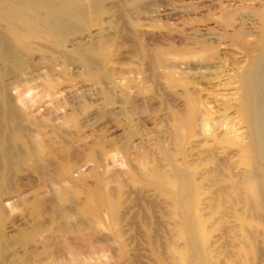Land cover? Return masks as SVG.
<instances>
[{"label": "bare ground", "instance_id": "6f19581e", "mask_svg": "<svg viewBox=\"0 0 264 264\" xmlns=\"http://www.w3.org/2000/svg\"><path fill=\"white\" fill-rule=\"evenodd\" d=\"M100 1L2 0L0 14L4 16L7 10H16L19 14L35 18L61 44L70 37L74 40L96 39L92 48L82 53L93 67L98 65L99 59L105 64L111 61L119 46L117 42L120 40L116 42L117 38H130L131 40L127 39L123 45L127 43L133 48L131 56L146 65L144 69L150 73L151 87L143 89L139 85L143 90L136 89H139L136 96L142 92L147 99L155 98L157 94L158 78L155 73L158 68L161 69L169 63L166 62L167 56L182 63L190 62V59L210 63L217 54V41L213 36L215 32L212 33V30L206 27L208 23H184L186 25L182 26L188 31L189 38L186 42H181L182 45L171 42L168 43L170 45L166 47L167 50L163 47L164 51L159 47L157 50L149 49L138 40L139 35L135 37L130 15L132 10L139 11L141 0H117L111 6L105 7L99 4ZM230 1L232 0H228ZM232 8L226 12L222 10L220 21L218 20L222 23V37L241 43L243 27L241 29V23L234 21V18L239 16L236 15L238 12L235 13V8ZM257 13L264 33V11ZM106 14L109 18L105 22L106 19L102 20V17ZM2 19L7 22V19ZM213 20L212 18L210 21ZM218 21L215 24L218 25ZM106 26L113 28L115 33L110 32ZM106 28L112 34H107ZM243 36L245 37L244 33ZM227 45L223 46L224 49L229 47ZM33 53L31 48L19 47L16 38L9 40L0 27V264L3 263L7 248L22 243L33 245L44 234L57 237V245L42 243V258L34 262L26 261L24 264H41V259L50 260V264H68L60 259L67 257V254H73L74 251L77 253L75 257L78 264H105L106 262L102 263V257L110 249L113 257L116 255L122 264H142L143 258L150 262L155 260L158 264H264V124L260 122L259 109L257 111L260 104L258 100L264 95L263 68L257 65L249 67L248 63L246 67L241 66L242 68L236 70L237 66L233 65L236 70L234 81L239 91L237 103L232 101L235 103L234 116L236 115L238 120V128L236 123H233L235 127L231 124L232 127L224 132L222 138H214L212 135L214 139L208 141L210 134L207 133H210L208 129L211 126L207 118L209 114L201 111L205 106L200 109L202 105L197 95L194 97L184 90L181 92L185 101L184 110L174 111L172 108L173 119L169 124L172 139L166 151L160 146L161 158L153 155L152 149H148V143H144L143 135L136 133L131 127L122 130L123 135H120L119 141L97 136L84 145L80 153L72 151L68 139L73 132L77 134L74 130L68 133L70 128H77L74 116H60L62 122L56 125L61 126L53 127L52 119L48 120L51 114L33 119L31 124L34 128L31 131L24 125L20 115L12 110L6 79L17 71L33 66ZM171 74L174 76L170 72ZM170 75L166 76L169 89L173 90L178 85L185 84L182 76L181 79H175ZM131 81L135 80H130L125 88L138 83ZM109 104L114 105L112 98ZM227 108L228 106L225 109ZM120 109L125 108L123 106ZM111 112L106 115H112ZM262 116L263 114L261 118L264 120ZM129 118L128 124L132 126V120ZM46 122L52 123V128L48 126L50 133L44 129ZM72 137L73 135L70 138ZM115 147L126 160L134 163L132 170H127L124 176L120 171L110 172L107 177H103L95 169L92 175L93 184L86 187L88 189L81 185L85 189V193L83 191L84 194H81L77 188L79 184L72 183L74 180L71 178L79 171L77 162L82 158L101 167L100 154H110ZM112 156L110 154L106 157L108 163ZM75 158L77 162L74 161ZM174 169L178 173L173 174ZM25 170L35 174L42 182L36 192L33 190L35 194L33 193L31 201L20 198L21 187L14 183ZM122 176H126L125 181L120 179ZM68 182L72 183V186ZM127 182L135 189L133 198L123 193ZM62 183H66V187L62 186ZM80 183L84 184L82 180ZM112 183L117 185L120 192L115 189L111 192L108 190ZM50 184L53 189L47 192L48 195L42 196L41 191H44L47 185L49 189ZM68 184L71 187H67ZM14 198L18 207L24 208L23 211L32 224L28 230L11 239L7 236L6 231L9 229H6V224L8 211L16 206L15 202L8 204ZM169 202L172 212L167 210ZM105 218L108 221L106 223ZM71 220L75 222L72 228ZM103 232H106L104 236ZM140 240L146 246L143 254L140 253L142 248L138 246ZM99 242L104 244L105 247H102L105 250L107 248V251L103 248L97 249ZM113 245H116V250L112 249ZM118 261L116 260L117 263Z\"/></svg>", "mask_w": 264, "mask_h": 264}, {"label": "rangeland", "instance_id": "374dc122", "mask_svg": "<svg viewBox=\"0 0 264 264\" xmlns=\"http://www.w3.org/2000/svg\"><path fill=\"white\" fill-rule=\"evenodd\" d=\"M116 1L117 0H101L99 4L104 7L108 5L111 6V4L115 3ZM139 3H141L138 6L139 11L136 9V11L134 10L135 12H133L132 10L130 11V15L134 24L135 37L139 35L137 38L142 43V45H146L149 49H156L159 47L161 51H164L165 49L167 50L168 46L170 45L168 43L173 42L175 45H182L183 42H186V40L189 38V33L183 26H185L187 23L191 21H199V24L203 22V25L208 23L206 27L210 28L212 33L215 32L213 36L216 37L215 39L217 41L215 43V46L217 47V54L214 56L216 60L213 58L211 61L215 64L211 62H200L193 59L192 61L190 59V62L188 61L186 63H182L177 59L172 60L171 56H167L166 62L169 63H166L165 66H163L164 69L163 67H161V69L158 68V72L155 73L158 78V84L156 86L158 89L157 94L155 95V98L148 96L150 99H147V96L142 92H139L140 95L136 96V94H138L137 91H139V89L141 91L144 88H147V86L151 87L152 83L150 80V73L148 70L146 72L144 69L146 68V65H142L143 63L139 62L137 58L132 57L133 48H130L127 43L123 45L127 39L131 40L130 38H122V40L121 38H117L116 42L120 40L117 42L119 43V46L112 56L111 61L105 64L102 62V59H99L98 65L93 67L84 58L82 53L86 49H91L96 43V39L87 40L84 38L81 40H74L72 37H70L61 44V42L56 40L55 36L49 32L44 25H42L40 22L38 23L35 18H30L19 14L16 10H7L4 16L0 14V27L4 30L6 37L9 40L16 38L19 47H28L34 52L32 58L34 63L33 66L13 73L8 79H6L5 83L8 89L9 98L11 100L12 110L14 113L20 115L24 125H26L28 130L32 131L34 128V125L31 124L33 119H39L42 118V116H48L51 114L52 117L48 116L49 119H47H52L51 121L54 122V124L50 122L49 125L47 124L48 122H46L44 125V129L50 133V128H52L53 125L61 126L56 125V123L60 124L62 122L60 116L65 117L72 115L75 118L77 128H70L68 133H72L71 131L74 130L77 131V134L73 132V134L69 135L70 137L73 135V140H71L72 138L70 137L68 138L70 139V148H72V151L74 152L79 151L81 153L83 150L82 147L84 148V145L95 139L97 136H102L107 140L116 139L119 141L121 137L120 135H123L122 130H128L127 128L131 127L136 133H141L140 135H143V141L144 143H148L147 145L149 147H147L149 150L152 149L151 151L153 152V155L155 154L156 157L158 156L161 158L160 154L162 149L166 151L170 145L169 141L172 139L171 126L169 125L172 123L173 119L171 116V114L173 115L172 111L173 109H175L174 111L184 110L185 101L182 99L183 96L181 94V92L183 93L184 90L193 94L194 97L197 95L198 100L201 101L202 105L200 109L205 106L203 108L204 110L201 111H206V113L209 114L207 118L208 123L210 122L209 124L211 126H209L208 129V132L210 133H207V135L210 134V139H208V141H212L214 138H222L224 132H227V130H229L232 125L234 127L236 125L238 128V120L236 115L234 116V112L235 103H237V94L239 91L238 85L234 81V76L236 74V70L242 68L241 66L246 67L248 63H250L249 67L252 65H257L258 67L264 69V67H262L264 65V50H262V40L264 41V33L263 25L257 13L258 11H264V0H232L230 2H228V0H141ZM2 6L3 5L0 2V9ZM229 8H235V13L238 12L236 15L239 17L234 18V21H236L237 24L241 23V29L243 27L241 31L242 36H240L243 37L240 38L242 40L240 41L241 43H237L231 38L222 37V23L219 22V18L221 17L222 10L226 12L227 10H230ZM189 12H191V14ZM2 18L7 19V22H4ZM108 18L109 15L107 16L106 14L102 17V20L106 19V22ZM212 18L214 19L213 22L210 21ZM216 21L219 22L218 25L215 24ZM106 27L109 28L108 30L110 32L114 30L108 26ZM107 28V34L115 33V30L112 33H109ZM243 33L245 37L243 36ZM26 43L29 44L27 45ZM225 44H228L229 47L224 49ZM220 60H222V64ZM171 62L174 64L173 66H170L172 65ZM237 62L240 63V65ZM236 63L239 65V67ZM233 65L234 67L237 66L235 67L236 70H234L235 68ZM167 66L171 67H168V70L170 68L169 71L166 69ZM1 67L2 66L0 64V69ZM170 72L174 74V76L172 74L171 75L175 79H178V77L181 79L182 76V80L185 81L187 86L185 84H181V86L178 85L179 87L177 86L173 90L169 89L167 77L168 74L170 75ZM147 79L150 81L148 82ZM130 80H135L134 82L138 83L135 84L131 81L135 86L125 88ZM139 85L144 88H139ZM131 88H135V90H131ZM137 88L139 89L136 91ZM135 91L136 93L134 94ZM144 95L145 97H143ZM263 97L264 95L260 96V99L258 100L260 104L257 108V111L259 109L258 112L260 114H258L262 124H264V120L261 118L262 114V117H264V112H262L264 111L262 110L264 109ZM111 98L114 100L113 106L109 104ZM120 104H123L125 108L124 110L120 109V107L123 108V106ZM225 105L230 108L225 109ZM119 109L122 110V112ZM225 110H227V112ZM29 111H32V113ZM110 111H112L111 114H113L106 115L108 112L110 113ZM54 113L57 117H55ZM126 115L128 116L126 117ZM130 115L131 118H129ZM127 118H129L130 121L132 120V126L128 124L129 120ZM55 119H57L58 122H56ZM233 123L236 124L234 125ZM123 124L126 126V128H124L125 126H123ZM135 128L138 131H136ZM74 134L76 136L75 138ZM160 146H163V148ZM111 151L112 152L110 154L113 155L111 157V161L113 163H111V161L108 163V160L106 159V157L110 154L103 155L101 153V167L95 166L91 161L84 160L82 158L80 160V157L78 159H74L76 162L77 160H80V162H77L76 164L79 171H76L77 173L75 172L71 178L74 180L72 183H75L76 185L77 183L79 184L77 188L80 189L81 194H84V190L88 189L86 187H89L93 184L94 179L92 175L95 169L103 177H107L110 172L120 173V171V174H123L124 176V173L127 172V170H132L134 163L132 161H130V163L129 160H126V158H124L119 152L117 147ZM172 171L173 174L176 172L178 173V171L175 169ZM123 176L120 177V179L125 181L126 176ZM77 180L78 182H75ZM81 180L84 184L80 183ZM16 181L19 182L17 183ZM16 181H14V183L18 187H21L19 188L20 198H27L26 200L29 199V201H31L30 199L33 198L36 188H39L42 185L41 180L28 170L23 171V174L21 173V176L19 175L16 178ZM66 183H62V186L66 187ZM69 184L67 187L72 186ZM29 185H32L33 187ZM50 185L49 189H47V185L46 189L44 187V191H41V193H44H42V196L48 195V193L53 189L50 188L52 187V184ZM81 185H85L83 186L85 189L81 187ZM113 189L116 191L118 190V187L115 183H112L110 186H108V190L110 192ZM118 192H120V190H118ZM123 193L125 196L133 198V196H135V189L134 187L128 185L127 182L124 186ZM14 200L16 201V198H14L13 201H10V203H5L13 204L15 202ZM169 204L170 205L167 206V210L168 212H172L171 202H169ZM16 206L18 207L17 203ZM16 206L14 207L15 210L14 208L10 209L13 211L12 213L11 211H8L7 215L9 222L7 220L6 225L8 226L9 224V226H6V229L9 230L6 232L7 236L11 237V239L18 236V233L21 234L22 232L28 230L32 224L30 218L26 215V212L23 211L24 208L20 209V207H18V209H16ZM105 220V223L108 222L106 218ZM231 224L234 225L232 222ZM74 225V220H71L70 227L72 228ZM10 227L12 228L10 229ZM105 233L106 232L102 233L103 236ZM57 242V237L44 234L43 237L33 245L22 243L13 247H9L5 251L2 264H24L26 261H38V259L42 258L40 254L42 251L41 244L46 243L48 245H57ZM102 246H104V244L102 243L101 245V242H99V244H97V249H102ZM138 246L142 248L140 253L143 254L146 251L144 250L146 249V246L142 240L139 241ZM116 248V245L112 246L113 250H116ZM105 251H107V248ZM110 251L111 249L105 253L107 258H104L105 256L102 257V263L106 262L105 264H122L121 261V263L118 261L116 255L113 257L114 254L112 251ZM75 255H77V253L74 251L73 254H67V257L60 259V261L67 262L68 264H78ZM81 256L85 257L84 255ZM93 259L95 260L96 257ZM142 260V264H158L155 260L154 262H150L146 258H143ZM50 262L51 261L48 259H41L40 261L41 264H50Z\"/></svg>", "mask_w": 264, "mask_h": 264}]
</instances>
